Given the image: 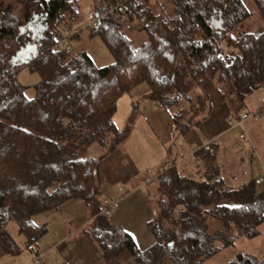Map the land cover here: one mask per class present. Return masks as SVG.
Instances as JSON below:
<instances>
[{
	"label": "trees",
	"instance_id": "1",
	"mask_svg": "<svg viewBox=\"0 0 264 264\" xmlns=\"http://www.w3.org/2000/svg\"><path fill=\"white\" fill-rule=\"evenodd\" d=\"M0 0V244L14 252L5 227L11 221L27 240L43 236L33 216L70 200L87 207L93 224L85 234L104 261L128 252L137 264H203L238 237L253 238L264 222V186L251 180L225 184L216 162L217 144L196 152L192 167L158 171L155 214L148 222L154 244L139 251L102 206L101 161L87 155L92 145L117 150L129 126L118 131L112 118L119 98L146 84L148 100L172 115L183 135L205 119L212 87L237 120L245 99L264 88V30L249 32L252 13L243 0H92L97 26L90 29L113 58L98 68L85 52L70 55L58 45L60 28L78 17L80 0H30L20 18ZM264 21V0H251ZM126 21V22H123ZM127 23V24H125ZM130 32L145 33L134 45ZM74 35V34H73ZM75 37L77 34L74 35ZM30 60L14 61L27 46ZM231 48V53L223 46ZM39 75L35 97L27 99L17 73ZM260 109V108H259ZM137 112L133 105L131 118ZM196 122V123H194ZM175 157V156H174ZM105 158V157H104ZM169 160H175L169 159ZM201 165V175L196 170ZM196 168V170L194 169ZM234 206H230L231 203ZM227 264H260L242 254Z\"/></svg>",
	"mask_w": 264,
	"mask_h": 264
},
{
	"label": "rangeland",
	"instance_id": "2",
	"mask_svg": "<svg viewBox=\"0 0 264 264\" xmlns=\"http://www.w3.org/2000/svg\"><path fill=\"white\" fill-rule=\"evenodd\" d=\"M28 1L30 0H3L2 8L20 18ZM156 2L159 8L165 7L164 9H167V5H165L163 0H157ZM243 2L249 12L252 13L249 20L245 23L246 30L252 33L263 31L264 21L259 18L253 2L251 0H243ZM90 12L94 13L93 1L80 0L77 19L75 21H66L60 30L62 37H66L67 30L71 33L68 41V58L70 55L85 52L96 67L103 68L113 63V58L102 40L97 36L91 35L90 27H88L90 24L88 13ZM123 22L126 21L123 20ZM73 34H77V36L75 37ZM129 36L134 45L146 40L145 33L130 32ZM60 48L63 49V46ZM223 49L227 53L233 52L226 45L223 46ZM34 52L35 47L33 45L27 46L18 56L20 57L19 64L29 61ZM17 80L25 88V97L29 100L33 99L35 97L34 87L40 80L39 75L25 66L18 71ZM148 92L147 85L143 83L137 85L129 94L122 95L118 100L116 112L112 118L118 131L123 130L127 125L129 126V134L126 140L118 146L117 150L127 154L132 161L133 167H136V175L126 181L115 180L113 184H107L103 181L101 189V196H103L102 206L104 209L106 207L110 208V214L108 215L110 223L121 225L132 236L141 252L150 248L155 242L148 228V222L153 219L156 211V182L146 183V172H150V178H152L164 163H168L169 159L176 158L179 153L184 155V159L177 163L178 171L182 172L193 166L191 165V160L186 157L189 152L185 149V144L182 143L181 134H179L172 123V114L168 111L159 110L154 104L145 100L144 97ZM262 97H264V88H259L247 96L242 112L261 108L260 101ZM133 105H137V112L131 118ZM228 119L229 125L234 126L237 114H230ZM243 128L246 134L245 140L239 138L241 130L235 129L230 130L225 139L218 142V144L224 145L220 146L217 151V153L219 152V162L222 163L223 158H225V161L234 160L237 163V167L234 169L232 167H222V172L225 171L223 174L226 185L234 188L245 181L244 178L247 174H253V179L258 180L256 177L254 178V175L259 172V166L261 165L260 148L264 150V108L260 117L247 119ZM254 136L258 139L254 140ZM248 137L253 142L252 146L255 147L251 148ZM249 149H254V151ZM234 153L238 154L240 158L232 155ZM111 154L107 147H99L97 145H92L87 152L89 157L95 159L103 157L101 163ZM251 154L253 158L258 155V158L256 157L258 159L257 165L250 164L249 156ZM227 156H229V159ZM196 167L197 170L196 168L194 169L201 175V165H196ZM120 188L124 192H119ZM105 191L108 193L107 195H103ZM230 206H234V203L232 202ZM47 213L49 212L41 213L37 216H40L39 219L43 220L45 218L43 215ZM87 215L89 220L91 214ZM238 254L264 264V222L258 227V234L255 237L236 238L232 245L219 250L205 260L203 264H227ZM162 264L173 263L169 258H166Z\"/></svg>",
	"mask_w": 264,
	"mask_h": 264
},
{
	"label": "crops",
	"instance_id": "3",
	"mask_svg": "<svg viewBox=\"0 0 264 264\" xmlns=\"http://www.w3.org/2000/svg\"><path fill=\"white\" fill-rule=\"evenodd\" d=\"M205 92L209 95L212 105L210 114H207L205 119L202 116L198 117L196 120L197 124L192 126L183 137H180L182 143L185 144V149L189 152L187 156L194 148L199 149L210 142L216 143L218 148L224 146L218 144L219 140H224L230 130L238 129L231 128L229 125V119L227 118L228 110L218 97L216 91L212 87L207 86ZM147 96L148 94L145 95V100H148ZM149 102L152 103L151 101ZM253 139L257 140L258 138L254 136ZM248 140L250 141L251 148L255 147L252 146L253 142L249 137ZM249 150L254 151V149ZM260 150L262 157L261 165L259 166V172L257 171L258 173H256L257 176L255 174L254 178L256 177L257 181L264 186V150L261 148ZM216 154V162L225 182L223 174L225 171L222 172V167H232L234 169L237 167V163L234 160L225 161V158L220 163L218 160L219 152ZM232 155L240 158L238 154L234 153ZM227 157L229 159V156ZM256 157L258 158V155H255L254 158L252 154L249 156L251 165H257L258 159ZM196 162L198 164V161ZM135 168L126 153L116 150L101 163L100 172L105 183L113 184L115 180L126 181L133 178L136 175ZM233 179L235 180V178ZM244 179L245 181L241 184L255 180L253 179V174H247ZM107 194L105 191L103 195ZM102 197H100L101 201ZM46 212L49 213L43 215L45 217L43 220L39 219L40 216H37L38 214L32 218L35 226L42 227L45 230L43 236L33 245L44 264H137L128 252L121 253L109 262L104 261L95 243L85 234L87 228L93 224V218L87 219L88 215L86 216V214H89V211L82 201H67L57 209ZM5 232L15 251L9 252L4 250L0 244V264H34V254L26 249L27 240L19 233L17 224L13 221L9 222L5 227Z\"/></svg>",
	"mask_w": 264,
	"mask_h": 264
},
{
	"label": "built area",
	"instance_id": "4",
	"mask_svg": "<svg viewBox=\"0 0 264 264\" xmlns=\"http://www.w3.org/2000/svg\"><path fill=\"white\" fill-rule=\"evenodd\" d=\"M88 20L90 21V24L88 25V27H90V29L94 28L97 26L98 23V17L92 12L88 13ZM66 37L60 38L58 40V45L59 47L63 46V50L67 51L69 48V38L71 37V33L70 31L67 30L66 32ZM261 108L260 109H251V110H245L240 114V118L238 121H236V124L234 126H231V128H238L239 130H241V132L239 133V138L242 140L246 139V134L244 132V122L247 121V119L249 118H258L261 115L262 109L264 108V97L261 98ZM198 148H194L192 150V152H190V154L186 157H188L189 159H191L192 161H197L196 158V152L198 151ZM184 159V155L182 153H179L177 155V157L175 158V160H169L168 163H164L159 169L158 171L161 172L163 170H167L173 166H175L178 162L182 161ZM158 171L153 175L152 178H150L151 173L150 172H146V178H145V182L146 183H151L153 182V180L155 179ZM120 192H124L123 189H119ZM105 214L109 215L110 214V208L107 207L105 209ZM28 251H31L34 254V260L33 263L34 264H44L42 262V260L40 259L39 253L36 249L32 248V247H28L27 248Z\"/></svg>",
	"mask_w": 264,
	"mask_h": 264
},
{
	"label": "water",
	"instance_id": "5",
	"mask_svg": "<svg viewBox=\"0 0 264 264\" xmlns=\"http://www.w3.org/2000/svg\"><path fill=\"white\" fill-rule=\"evenodd\" d=\"M20 54H21V53H20ZM20 54H18L17 57H18ZM17 60H20V57H18L17 59L14 58V61H17Z\"/></svg>",
	"mask_w": 264,
	"mask_h": 264
}]
</instances>
